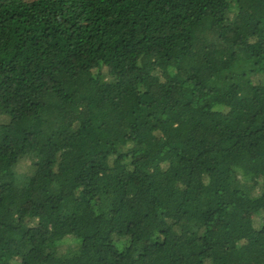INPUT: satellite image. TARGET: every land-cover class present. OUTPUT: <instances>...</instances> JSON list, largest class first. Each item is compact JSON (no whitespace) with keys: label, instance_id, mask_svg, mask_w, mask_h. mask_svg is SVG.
I'll use <instances>...</instances> for the list:
<instances>
[{"label":"trees","instance_id":"obj_1","mask_svg":"<svg viewBox=\"0 0 264 264\" xmlns=\"http://www.w3.org/2000/svg\"><path fill=\"white\" fill-rule=\"evenodd\" d=\"M0 264H264V0H0Z\"/></svg>","mask_w":264,"mask_h":264},{"label":"rangeland","instance_id":"obj_2","mask_svg":"<svg viewBox=\"0 0 264 264\" xmlns=\"http://www.w3.org/2000/svg\"><path fill=\"white\" fill-rule=\"evenodd\" d=\"M248 215H250V213H247Z\"/></svg>","mask_w":264,"mask_h":264}]
</instances>
